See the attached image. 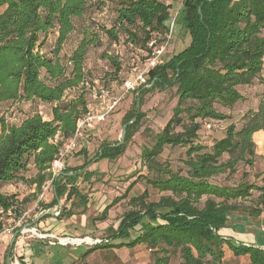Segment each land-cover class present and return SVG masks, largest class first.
I'll list each match as a JSON object with an SVG mask.
<instances>
[{
	"label": "trees",
	"instance_id": "trees-1",
	"mask_svg": "<svg viewBox=\"0 0 264 264\" xmlns=\"http://www.w3.org/2000/svg\"><path fill=\"white\" fill-rule=\"evenodd\" d=\"M96 2L103 12L106 10L103 7L111 6L113 21L109 27L100 28L111 47H124L140 54L125 57L113 49L112 54L105 52L100 56L105 73L98 83L117 94L129 74L124 71L123 63L143 67L153 49L166 41L172 23L171 5L162 0ZM94 4L91 0H0V9L3 8L0 12V209L3 212L14 206L17 214L19 204L28 200L25 197L19 202L16 195H3L4 185L31 186L34 193L29 196L36 199L43 185L52 180L49 169L60 147V142L54 144L53 139L56 135L62 140L71 138L76 120L87 112L88 94L83 83L93 85L86 61L96 36L79 39L70 47L69 56L61 52L75 34V21L94 10ZM177 16L189 36V44L148 71L147 86L151 87L142 86L133 92L137 100L122 117L123 125L131 122L124 144L102 145L96 155L111 159L121 156L145 116L140 111L143 95L174 88L177 101L171 118L155 134L152 146L141 150V161L148 174H152L145 177L146 183L166 194L157 201H148L145 192L131 197L130 209L110 237V247L108 242L101 243L90 247L88 252L144 245L152 253L153 264H170L175 254H179V264H223L227 248L235 257L243 258L244 264H264V248L260 244L236 243L219 234L221 229L229 227L234 213L260 218L264 212V171L260 174L262 186L242 182L231 187L212 182L217 176L234 174L240 162L253 168L252 137L264 131V92L263 100L247 112L239 129L230 124L208 151L204 145L194 143L201 132L207 131L206 124L212 126L208 132L214 128L224 130L222 124L230 112L247 100L243 92L256 87L260 78L264 83V0H182ZM173 29L174 23L172 32ZM54 33L57 36L50 46L49 37ZM17 103L48 106L50 118L45 119L37 112L20 117L18 113L24 111L18 108L14 110L17 115L8 118L5 107L13 110ZM165 147H187L183 175L158 164L157 158ZM225 155L227 159L223 160ZM91 162H85L80 171ZM68 172L63 170L52 180L55 194L52 205L65 194L67 198L78 194L74 187L78 171L70 176ZM26 173L30 175L25 177ZM84 177L90 176L85 173ZM252 191H259L260 207L241 210L237 202L245 201ZM3 217L8 219L6 215ZM106 217L107 209L98 220ZM1 225L0 222V228ZM131 232L136 235L132 236Z\"/></svg>",
	"mask_w": 264,
	"mask_h": 264
},
{
	"label": "rangeland",
	"instance_id": "rangeland-1",
	"mask_svg": "<svg viewBox=\"0 0 264 264\" xmlns=\"http://www.w3.org/2000/svg\"><path fill=\"white\" fill-rule=\"evenodd\" d=\"M91 1L95 3L93 7L94 10L89 12L82 20L78 19L75 21V34L69 45L64 47L61 54L66 56L69 53L70 47L72 45H76L78 40L84 36L88 35L89 39H93V35H95L96 40L93 43V46L89 48L86 68L91 73L93 81H98L105 73L103 70L104 62L101 61L100 57L105 52L112 54V50L114 49L116 51H121L125 57L140 54H135L134 52L131 53V51L125 49L124 47L121 49L114 46L111 47L108 38L100 32V28L102 26L109 27L113 21L114 16L110 10L111 6L107 4L103 7L104 10L106 9L103 12L97 8L98 2H96V0ZM162 1L171 5L170 18L174 21V29L171 39L168 42V46L160 58L161 63L169 60L173 55L177 54L189 44V36L182 28L177 16L182 0ZM49 45H54L52 37ZM123 67L125 72H129L127 77H129L131 72L136 68L131 66L130 63L126 64L125 62L123 63ZM108 69L110 68L108 67ZM261 81L263 80L260 78V80L256 82V87L251 89L248 88L247 90L245 89L246 91H244L243 94L247 100L242 103L241 107L237 110L235 109L230 112L228 118L222 124L224 130L221 131L219 128H214V130L210 132L204 130L197 136L194 143L204 145L207 148L206 151H208L209 147L223 136L225 129L230 124H233L236 129H239L245 121L243 117L247 114V112L254 110L258 106L261 99L263 100L264 83ZM148 87H150V85L145 88ZM87 99L88 104L93 105V99L89 96V94ZM136 100L137 94L133 92L128 93L126 98L118 105L114 112L106 118V121L95 127L94 130L88 134V137L78 145L75 152L69 158L71 160L76 159L74 163L71 162L70 167L72 168L70 170L80 172V178L77 180V184H79L77 187L78 195H83L87 199L86 203L89 204L88 210L90 211L87 210L85 213L89 216V219H92V223L88 224L90 228L88 230L86 229L84 236L82 237L100 239L103 243L106 241L108 242L109 247L112 244L110 243L112 242L110 237L114 231V228L112 227H116V225L118 226L117 223L120 222L123 214L130 209L129 200L131 197L139 196L145 192L146 199L148 201H157L162 195L166 194L158 192L146 183L145 177L150 178L152 174H148L141 161V150L144 147L152 146L155 134H157L171 118L172 110L177 101L174 88H167L163 91L155 90L151 93L143 95L140 111L144 113L145 116L140 123L138 131L134 134L131 140L126 143L124 153L118 158L113 159L109 157L96 158V155L102 145L113 147L119 143L121 139V130L124 126L122 117L127 111L132 109ZM26 107L27 110L33 109L35 112L40 113L45 119H47L50 114V108L45 105L29 106L26 104ZM11 111H14V108L11 110V107L9 106L5 107V112L8 118H12L15 115V111L14 114ZM183 117L186 122V116ZM255 141L257 142V140ZM81 150L83 151L82 153L80 152ZM186 151L187 147H165L162 154L157 158V162L161 167L169 168L174 172H181L183 175L186 171L184 163L187 159ZM226 159L227 156L225 155L223 160ZM68 160L65 163H67ZM253 160L254 165L252 169L248 168L245 163L240 162L238 163L234 174L217 176L212 179V182L217 185L231 187L242 182L262 186V177L260 174L264 171V141L255 145V158ZM87 161L92 162L80 171V167ZM85 173H88L90 177L85 178ZM29 175L30 174L26 173L25 177ZM19 187L22 192L28 191V185L26 184L20 183ZM52 188L53 187L51 186L48 189L50 196H52ZM11 191L13 192L12 188H10V192L7 191V193H11ZM26 198H28L27 203L23 204V206H20L19 204L18 211L24 212L31 209L29 217L33 219L38 213L42 212L37 208L38 202L41 203V201H38V198L36 201V199L31 198L29 195H27ZM259 200V191H252L249 198L245 201H239L237 203L239 204V208L241 210L249 211L260 207ZM34 204H36V208L32 210ZM70 204L72 206L82 207V204L79 202V198L77 197L72 198ZM63 207L64 206H60V210L58 208V210L53 213V216H46L42 218L38 227L45 233L52 232L59 237L64 235L78 236V233L71 230V225L67 220L56 219L61 217L60 211L64 210ZM106 209V223L108 226H100L99 228H96V226L101 223L100 220H98V217L101 216L103 211ZM3 218L5 219L6 217ZM231 219L232 220L229 223L230 225L232 223H236L242 230L251 232L257 239L258 243H264V212L258 219H252L247 215L237 213L232 214ZM131 235L135 236L136 232H131ZM90 247H94V245L90 246L84 244L81 245L78 250L80 254H83L86 253L87 249ZM61 249L62 248L59 246L52 247L51 253L56 255L58 252H61ZM123 249V253L119 254V256H114L110 248L93 256H91L90 253V255L84 260V264H153L152 253L146 246H140V248L135 250L130 249V251H128L127 248ZM58 262L59 261L56 259L53 260L52 264H59ZM180 262L181 259L179 254H175L171 258L170 264H179ZM244 263L245 260L243 258L235 257L226 248L223 264Z\"/></svg>",
	"mask_w": 264,
	"mask_h": 264
},
{
	"label": "crops",
	"instance_id": "crops-1",
	"mask_svg": "<svg viewBox=\"0 0 264 264\" xmlns=\"http://www.w3.org/2000/svg\"><path fill=\"white\" fill-rule=\"evenodd\" d=\"M2 10H3V8L0 9V12ZM56 36H57L56 33H54L52 36H50L49 42H51V37H52V41L55 42ZM67 56H69V54ZM26 104H28L29 106H35V104H30V103H21V104L17 103L16 105H14V106H16V108L19 109L18 111H20V110L24 111V113L19 112L18 116L25 117L24 115L26 113L35 112L33 109L27 110ZM13 108L15 110V107H13ZM50 114H49L47 119L50 118ZM252 139H253V142L255 143V145L260 144L261 142L264 141V131H258L256 133H254ZM255 140H257V142ZM75 160L69 159L68 162L65 163V167L63 170H69V172H68L69 176L74 175L73 174L74 171L70 170L72 168V167H70L71 166L70 164H71V162L74 163ZM79 174H80V172L77 173V175H79ZM77 180L74 183L75 189H77V187L79 185V184H77ZM19 186H20V183L19 184H13V185L12 184L4 185L1 189V192L3 195H7V196H10L11 194L16 195V199L19 202H21V200L23 198H25L27 195H31L34 193V188L31 186H28V191H26V192H22L19 189L20 188ZM10 188H12L13 192L11 191V193H7V191L10 192ZM51 190H52L51 191L52 196L49 195L50 192L48 191L46 194H44L43 199L40 200L41 203L38 202L39 203L37 205L38 210L39 211H45L47 208H49L51 206H54V207L58 206V204L60 206H64L63 207L64 210L60 211L61 217L56 218V219L67 220L71 225V230H73L75 233H78L79 235L78 236H65L64 235L61 237L80 238V237L84 236V232L86 231V229L88 230L90 228L88 226V224L92 223V219L91 218L89 219V216L85 213V211H87L89 209V204L86 203L87 199L86 198L84 199L83 195H82L83 198L80 199L81 195L79 196L78 194L67 198V196L65 194L62 198H60L56 202L55 205H52V204H54L53 202L55 200V194H54V189L52 188ZM77 192H78V190H77ZM38 197H39V194L36 197V201H37ZM76 197L79 198V202L82 204V207L72 206L70 204L71 199L76 198ZM21 206H23V205H21ZM60 206H59V210H60ZM35 208H36V204L33 205L32 210H34ZM88 211H90V210H88ZM40 221H38L33 226V228L35 230H37L39 233H45V232L41 231L40 228L38 227V224ZM106 221H107V217L105 220L100 221L101 222V223H99L100 225H97L96 228H99L100 226H108ZM117 224H119V222ZM112 228H114V231H115L117 229V225H116V227L114 226ZM47 233H52V232H47ZM52 234L55 235L54 233H52ZM219 234L225 239L234 240L236 243H242L245 245H259L260 244L261 247H264V243H258L257 239L255 238V236L251 232L242 230L241 227L239 225H237L236 223H232L231 225H229L228 228L221 229L219 231ZM34 237L35 236H32L30 234H26V235L18 237L15 240L14 246L12 249V261L18 262V264L20 262H22L23 264H52L53 260L57 259V261H59L58 262L59 264H84V260L86 259V257H88L90 255V253H91V256H93V255L99 254L105 250V249H102V250H96V251L88 252V249H90V248H88L86 253L80 254V252L78 250L80 245L61 246V245H58L57 243H55L53 240L38 239V238L36 239V237L35 238ZM56 237H59V236H56ZM9 241H10V237H8V236H4L0 241V264H3L6 260V257H7L6 253L9 249ZM56 246H59L62 248L60 250L62 253L58 252V254H56V255L51 253L52 247H56ZM140 246H143V245L136 246L132 250L140 248ZM110 250L114 254V256H119V254L123 253V251H124L123 248H120V249L110 248ZM128 251H130V249H128Z\"/></svg>",
	"mask_w": 264,
	"mask_h": 264
},
{
	"label": "built area",
	"instance_id": "built-area-1",
	"mask_svg": "<svg viewBox=\"0 0 264 264\" xmlns=\"http://www.w3.org/2000/svg\"><path fill=\"white\" fill-rule=\"evenodd\" d=\"M173 23L174 21H172L170 25V32L167 35L166 41L153 49L143 67L135 68L131 72L129 77L123 81L120 86V91L117 94L101 87L98 81H93V85L89 82L83 83L84 91H86L93 99V105L88 104L87 112L76 120L75 131L71 138L62 140L56 135L53 139L52 142L54 144L60 142V147L57 155L51 162L49 169L52 180L61 174L65 167V162L72 156L78 145L88 137V134L93 131L95 127L106 121V118L114 112L118 105L126 98L128 93L134 92L142 86L147 87L148 71L153 69L160 62V58L165 52L171 38ZM211 128L212 126L210 124H206L205 129L207 131ZM52 180L43 185L38 200L43 199L44 194L52 186ZM29 214L30 210L16 214L14 206L10 207L6 212H3V210L0 209V222L2 223L0 228V241L4 236L11 237L16 231L21 229V233L18 237L30 234L38 239L53 240L61 246H81L84 244L95 246L103 243L100 239H91L89 237H56L52 233H39L34 228L23 229L24 224L29 223L32 220L29 217ZM4 215L7 216V220L3 219ZM104 243H106V241ZM11 264H18V262L12 261Z\"/></svg>",
	"mask_w": 264,
	"mask_h": 264
},
{
	"label": "water",
	"instance_id": "water-1",
	"mask_svg": "<svg viewBox=\"0 0 264 264\" xmlns=\"http://www.w3.org/2000/svg\"><path fill=\"white\" fill-rule=\"evenodd\" d=\"M151 87V85H150ZM131 122L125 124L123 127H122V130H121V135H120V141L119 143L116 145L117 147L118 146H121L123 143H124V139H125V135H126V129H127V126L130 124ZM59 208V204L58 206L54 207L53 209H48V210H45V211H42L40 213H38L29 223H26L24 224L23 226V229H28V228H33V226L38 222L40 221L42 218L46 217V216H53V213L56 212ZM21 233V229H19L18 231H16L11 237H10V241H9V249H8V254H7V257H6V260H5V264H11V259L9 257V254H10V251L12 249V246L15 242V240L18 238V236L20 235Z\"/></svg>",
	"mask_w": 264,
	"mask_h": 264
}]
</instances>
